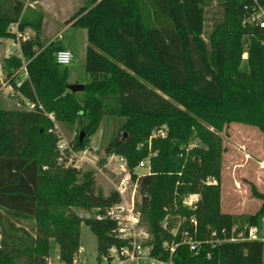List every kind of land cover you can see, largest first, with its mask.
<instances>
[{
  "label": "trees",
  "instance_id": "obj_1",
  "mask_svg": "<svg viewBox=\"0 0 264 264\" xmlns=\"http://www.w3.org/2000/svg\"><path fill=\"white\" fill-rule=\"evenodd\" d=\"M214 3L220 17L205 38L207 8ZM261 10L264 0H91L67 21L87 31L91 81L78 101L68 89V66L56 62L57 52L66 49L61 38L43 40L41 19L35 26L28 22L23 1L0 0V37L14 38L12 25L21 32L34 26L36 32L21 43L22 57L4 60L23 108H0V264H47L52 242L70 264L80 250L82 224L97 237L99 261L109 247L122 244L112 235L114 222L81 217L121 198L115 191L105 196L92 172L57 165L58 137L48 114L78 129L72 142L77 151L90 148L106 118L120 121L121 132L105 155L124 156L138 179L154 257L168 261L163 245L180 244L183 229L200 241L230 239L234 226L245 236L250 227L261 229L264 194L255 187L252 193L262 201L255 214L221 211L226 149L219 135L232 124L264 133V29L250 21ZM245 54L248 71L241 68ZM24 63L28 77L22 80L17 72ZM24 100L36 109L27 110ZM162 128L166 137L150 142ZM150 154L151 173L137 178L135 168ZM208 179L216 184L207 185ZM191 194L200 196L195 210L183 206ZM169 217L185 219L177 236ZM173 264H264V241L204 243L195 252L181 244Z\"/></svg>",
  "mask_w": 264,
  "mask_h": 264
},
{
  "label": "rangeland",
  "instance_id": "obj_2",
  "mask_svg": "<svg viewBox=\"0 0 264 264\" xmlns=\"http://www.w3.org/2000/svg\"><path fill=\"white\" fill-rule=\"evenodd\" d=\"M25 4V19L36 25L41 19V38L54 40L61 38L63 45L72 51L74 59L69 68L70 84H88L91 81L86 73L87 31L85 28L72 26L67 23L71 17L91 0H21ZM221 9L217 3L207 8L205 38L211 32L214 22L220 17ZM34 26L25 29L32 37L36 35ZM10 31L16 35V27L11 26ZM15 37H0V108L21 109L23 103L21 96L10 86V78L4 67V60L14 50ZM17 51V50H15ZM18 56L19 52H16ZM22 57V56H21ZM241 68L248 71L247 54L243 56ZM20 79H25L24 72H17ZM78 101L83 99V92L76 93ZM58 142L55 152L56 163L59 167L75 165L82 172H92L96 186L105 196L115 191L118 179L115 166L109 164L105 155V148L110 139L120 131V121L106 118L100 130L90 139V149L86 153L75 150L72 142L75 139L76 127H69L54 121ZM154 133V132H153ZM127 136V133H122ZM223 140L226 151L221 163V211L238 217L255 214L261 207L262 201L252 193V187L264 194V133L255 127L232 124L219 134ZM193 145H200L193 142ZM66 159V160H65ZM151 166V160H150ZM146 169H140V174H146ZM83 213L82 210H76ZM175 220L177 227L180 220ZM185 221L181 219V223ZM21 226L31 229L32 222H22ZM97 237L90 228L82 224L80 228V250L78 256L88 264H109L107 260H98ZM59 249L52 242L47 259L55 261Z\"/></svg>",
  "mask_w": 264,
  "mask_h": 264
},
{
  "label": "built area",
  "instance_id": "obj_3",
  "mask_svg": "<svg viewBox=\"0 0 264 264\" xmlns=\"http://www.w3.org/2000/svg\"><path fill=\"white\" fill-rule=\"evenodd\" d=\"M252 23L259 24L261 28L264 29V11H260L255 14L251 20ZM16 27V42H14V50L10 51L9 57L18 56L16 52L21 54V43L31 39L32 35L26 31H19L17 25H12ZM17 50V51H15ZM74 59V54L69 49H64L56 54V62L61 66H68L72 63ZM24 72L26 78L28 77L26 63L23 64L20 72ZM19 94V93H18ZM20 95V94H19ZM22 98V96H21ZM24 107L27 110L34 111L36 109V104L28 100H24ZM39 108L42 109L41 106ZM48 117L54 122V114H48ZM166 130L162 128L158 131H155L151 138H165ZM77 133H75V137ZM150 144V143H149ZM90 149V148H89ZM88 149L79 151V153H86ZM150 156L138 164L135 168L137 172V178H140L142 175L151 173L150 166ZM107 162L115 166V174L117 176V183H115V192H117L121 198L120 202L115 205L106 208L103 211H100L93 216L82 215L81 217H91L98 221H112L115 223V228L112 231V235L116 240L121 241V245H114L108 248L107 252L100 256V260H107L109 264H173V254L176 248L185 244L190 247L191 251H197L198 248L204 243H210L212 245L221 243V242H239L244 240L264 241V220L262 223L261 229L258 227H250L248 234L245 236L243 232H238L237 227L234 226L232 229V236L230 239L223 240H210V241H200L193 237L190 232L186 229H183L181 233V243L180 244H168L164 243L163 247L169 250L170 259L168 261L162 260L160 258L154 257L152 255L154 248V236L151 231L148 229L147 225L143 221L142 214L139 209V204L141 201V196L139 195V183L138 179H133V172L129 168L128 160L121 155L111 154L106 156ZM66 160V159H65ZM67 167H73L78 169L75 165H68ZM140 169H146V174H140ZM79 170V169H78ZM207 185L216 184L215 179H208L205 182ZM200 196L198 194H191L184 198L183 206L188 207L189 209L195 210L199 202ZM182 218H178L179 225L171 229V233L174 236H177L182 225ZM167 218L163 223V227L166 229L168 226ZM191 224H193L195 229V234L197 233V221L193 218L191 219ZM222 233L225 234V230H222ZM213 238L218 237V233L214 231L212 233ZM100 263V261L98 262ZM47 264H66L62 261L59 254L56 255L55 261L47 259ZM70 264H88L86 261L82 260L78 254L75 255Z\"/></svg>",
  "mask_w": 264,
  "mask_h": 264
},
{
  "label": "water",
  "instance_id": "obj_4",
  "mask_svg": "<svg viewBox=\"0 0 264 264\" xmlns=\"http://www.w3.org/2000/svg\"><path fill=\"white\" fill-rule=\"evenodd\" d=\"M68 89L69 91H71L72 93H79V92H84L85 90V85L82 84H69L68 85ZM84 134L81 135V138H83ZM126 136V135H125Z\"/></svg>",
  "mask_w": 264,
  "mask_h": 264
},
{
  "label": "crops",
  "instance_id": "obj_5",
  "mask_svg": "<svg viewBox=\"0 0 264 264\" xmlns=\"http://www.w3.org/2000/svg\"><path fill=\"white\" fill-rule=\"evenodd\" d=\"M68 49V48H67Z\"/></svg>",
  "mask_w": 264,
  "mask_h": 264
}]
</instances>
